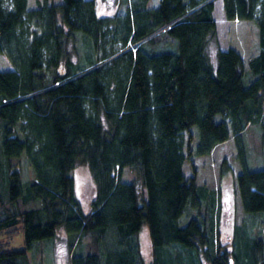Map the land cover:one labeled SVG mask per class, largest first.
Masks as SVG:
<instances>
[{
	"label": "trees",
	"instance_id": "obj_1",
	"mask_svg": "<svg viewBox=\"0 0 264 264\" xmlns=\"http://www.w3.org/2000/svg\"><path fill=\"white\" fill-rule=\"evenodd\" d=\"M221 2L227 20L257 26L246 62L233 46L208 55L215 0H122L102 15L96 0H0V264H31L28 250L58 228L70 264H145L143 226L150 264H264V166L235 174L247 222L231 250L220 191L183 170L230 136L240 151L249 127L264 140V0ZM81 41L88 66L69 49ZM23 156L34 174L25 184ZM77 163L94 181L86 212ZM123 167L132 180L118 177ZM16 233L23 248L10 246Z\"/></svg>",
	"mask_w": 264,
	"mask_h": 264
},
{
	"label": "rangeland",
	"instance_id": "obj_2",
	"mask_svg": "<svg viewBox=\"0 0 264 264\" xmlns=\"http://www.w3.org/2000/svg\"><path fill=\"white\" fill-rule=\"evenodd\" d=\"M156 2L157 0H153V3ZM36 3L37 0H27L28 8L35 7ZM96 4L99 15L120 12L124 9L122 0H96ZM214 17L217 31L215 38L208 42V55L212 58L218 48L225 49L227 46H233L240 51L246 62L258 48V32L255 22L253 20H227L223 14L221 0H215ZM69 49H71L74 61L81 60L88 66V57H92V53L82 41L75 48L70 44ZM192 129L197 134L196 126H193ZM261 133L259 127H249L244 134L240 151L237 150L234 139L230 136L226 141L216 145L210 154L191 157V162L185 161L183 166L186 176L192 175L193 168H195L196 180L199 183L220 191V242L226 250L232 249L235 227L244 221L247 222V216L241 208L236 191L235 174L240 172L243 166L247 169L264 166V140L262 144ZM17 166L24 184L33 179V170L24 156L21 157ZM70 174L74 181L75 193L81 201L83 211L86 212L95 192L89 167L87 164L77 163ZM116 174L123 181H130L134 177L133 171L126 167L117 170ZM187 219L188 213H184L181 223L186 222ZM249 230L247 225L248 233ZM69 238L70 235L64 229L58 228L54 237L34 242L32 248L28 250L30 263L70 264L72 246H69ZM88 239V235L78 236L74 240V245L86 242ZM140 242L145 264H150L151 248L146 226L142 227ZM10 246L15 249L23 248V234L13 235L10 239Z\"/></svg>",
	"mask_w": 264,
	"mask_h": 264
},
{
	"label": "crops",
	"instance_id": "obj_3",
	"mask_svg": "<svg viewBox=\"0 0 264 264\" xmlns=\"http://www.w3.org/2000/svg\"><path fill=\"white\" fill-rule=\"evenodd\" d=\"M214 149V148H213ZM198 182V181H197Z\"/></svg>",
	"mask_w": 264,
	"mask_h": 264
}]
</instances>
